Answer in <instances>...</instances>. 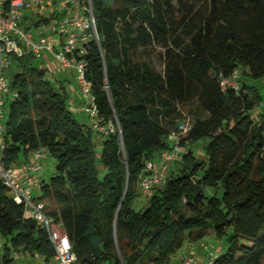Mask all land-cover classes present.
<instances>
[{"label": "trees", "instance_id": "obj_1", "mask_svg": "<svg viewBox=\"0 0 264 264\" xmlns=\"http://www.w3.org/2000/svg\"><path fill=\"white\" fill-rule=\"evenodd\" d=\"M174 1L80 0L99 39L76 55L87 64L99 122L116 126L101 135L99 156L96 132L76 119L64 85L34 53H11L16 96L1 160L11 167L39 149L55 158L36 198L68 236L75 264H171L186 243L229 228L213 264H263L264 115L251 117L262 96L248 78L264 77V0ZM154 45L165 49L163 72L150 66ZM235 71L240 88H223ZM186 117L179 165L135 210L146 162L169 147V133ZM200 140L202 156L193 149ZM25 212L0 180L1 264L17 254L53 260L48 233Z\"/></svg>", "mask_w": 264, "mask_h": 264}, {"label": "built area", "instance_id": "obj_2", "mask_svg": "<svg viewBox=\"0 0 264 264\" xmlns=\"http://www.w3.org/2000/svg\"><path fill=\"white\" fill-rule=\"evenodd\" d=\"M49 17H51L49 23L39 25L43 26V30L32 24V21ZM33 29L39 31L38 37L35 36ZM46 29L58 37L59 48L43 34ZM91 38L97 41L99 39L95 19L91 7L83 6L80 0H0V119L6 96L10 95V99L16 96L10 90V80L4 75V69L12 65L11 53L23 55L31 52L38 58L44 53H50L58 63L57 69L75 70L79 92L85 101L84 111L95 118L91 127L96 134L108 135L115 132L116 126L112 121L107 124L99 122L92 86L85 77L87 64L83 60H78L76 55L84 54V45ZM55 72L56 69H49V78ZM240 85L238 71H235L227 81L221 82L223 88L235 90L239 89ZM189 128L190 118L186 117L169 133L167 139L169 147L159 152V160L146 162L139 187L147 199L157 188L165 184L171 166L178 162L181 154L185 152L180 142ZM4 131V123L0 121V180L11 191L14 201L24 204L26 216L35 219L45 228L54 246L53 261L56 264H75L76 255L68 236L47 214L45 202L34 196V192L40 189V181L34 172L42 168L43 151L39 149L32 152L30 161L5 167L1 160ZM18 256L24 257L23 254H17L16 257ZM34 257L40 259L37 264H50L37 254ZM214 258L211 253L206 258L207 263L213 264ZM181 259V264H196L195 255L182 253Z\"/></svg>", "mask_w": 264, "mask_h": 264}, {"label": "rangeland", "instance_id": "obj_3", "mask_svg": "<svg viewBox=\"0 0 264 264\" xmlns=\"http://www.w3.org/2000/svg\"><path fill=\"white\" fill-rule=\"evenodd\" d=\"M176 2V0L174 1ZM28 23V22H27ZM39 29L43 30V26H38ZM48 28V27H47ZM33 32L35 34L36 37L39 36V31L37 29H33ZM41 33V32H40ZM46 37L50 38L55 45H57V48H59V44H58V37L51 32L50 30L46 29L43 33ZM164 51L165 49L163 48V46L161 45H154L151 49H150V57L148 58L150 66L155 69L156 71L159 72H163L164 70ZM44 55V54H43ZM44 57L42 56V59ZM41 58L36 59L35 64L38 66H45L43 65V60ZM16 70L14 68V65L12 64L10 67L5 68L4 69V75L7 79H11L12 76L15 74ZM72 79H73V84H77V78H76V74L72 75ZM248 82L252 85H255L256 88L258 89L260 95L262 96V103L260 104V106H258L255 110H253L251 112V117L256 121V122H261L263 115H264V77H261L259 79H252V78H248ZM77 89H79V83L77 85ZM9 99V98H8ZM7 99V100H8ZM70 102H68L69 105ZM8 106H9V101L6 102V104L3 107V111H2V117H6L7 113H8ZM185 115H188L189 112L188 111H184ZM76 119L79 122H84L86 123L87 126H92L93 122L95 121L92 116H90L89 114L85 113H74ZM2 117L0 119L1 122L2 121ZM203 142L200 140L199 142H197L196 144L193 145V149L195 150V154L197 155H203L204 154V149H203ZM102 144H97L96 147V152L97 155L99 156L101 153V147ZM43 159L46 158V163L45 166L46 167H51L48 163H50V161L52 162V165H55V158L48 153L46 150L43 152ZM179 165V163H175L171 166V169H175V167ZM43 168V167H42ZM41 168V169H42ZM54 168H49V170L47 169V171H45L46 173V177H50L54 171ZM170 169V170H171ZM40 171V170H39ZM163 186V185H161ZM34 192V196H35ZM36 197V196H35ZM145 201V203H144ZM146 202H147V198L143 195H140L137 197V199L135 200L133 207L135 210H143L146 206ZM144 206V207H143ZM47 211V209H46ZM231 233V228H229L228 233L222 237L217 236L212 230L209 231L208 234H206L203 238L195 240L193 242H191V247L192 250H194L193 252L191 251H185V253L187 254H192L195 255L196 258V264H197V260H202V264H208L207 263V256H209L211 253L212 255H216L218 252H220V250L225 251L226 248L228 247V237L229 234ZM6 242V238H4L1 234H0V261L2 259L3 253H4V246L3 244ZM241 243L246 245V246H252L251 242H248L246 240H241ZM183 250V247H182ZM178 253H182L180 251H178ZM177 253V254H178ZM177 254L172 258L171 264H181V256L179 258V260H176ZM27 257H15L12 264H24V261H26ZM177 261V262H176ZM263 264H264V258H263Z\"/></svg>", "mask_w": 264, "mask_h": 264}, {"label": "crops", "instance_id": "obj_4", "mask_svg": "<svg viewBox=\"0 0 264 264\" xmlns=\"http://www.w3.org/2000/svg\"><path fill=\"white\" fill-rule=\"evenodd\" d=\"M43 59L41 57V59L43 60V65H45L44 67L47 68L48 70V74H49V69H56L55 74L50 78L52 81L54 82H60L64 85L66 92L69 95V107L72 110L73 113H85L84 111V105H85V101L84 99L81 97V94L79 92V89H77V85L78 83L75 85L73 84V79H72V75H75L76 72L74 69H57L58 68V63L54 60V57L52 54L50 53H44L43 55ZM43 67V66H42ZM10 80V79H9ZM9 98V99H8ZM8 99V100H7ZM10 101V95L6 96V101ZM7 117V116H6ZM6 117H2V121L3 123L6 120ZM83 124H86L84 122H81ZM96 143L97 144H102L103 143V137L101 135H97L96 134ZM45 150H43L44 152ZM32 159V153L29 154V160H27L24 156L21 157L20 162L18 163L21 164L23 162L26 161H30ZM155 160L158 161L159 160V153L156 155ZM46 163V158L42 160V169H40V171H36L34 172L35 177H37L38 180H47L48 177H46V173L45 171H47V169L49 170V168H53L55 167V165H52V162L50 161V163H48L51 167H46L45 166ZM55 171V168H54ZM53 171V172H54ZM52 172V173H53ZM35 196L38 197L39 196V191H35ZM145 203V201H144ZM52 207V205L47 204V208ZM144 207V206H143ZM1 245V244H0ZM185 251H191L193 252L194 250H192L191 247V242L186 243L183 246V250L180 249V252L185 253ZM182 253H178L176 260H179L180 256ZM39 258H35L34 256H28L26 258V261H24V264H37L39 262ZM177 262V261H176ZM202 260H197V264H202ZM50 264H56L53 260L49 262ZM1 264V261H0ZM178 264V263H177Z\"/></svg>", "mask_w": 264, "mask_h": 264}]
</instances>
